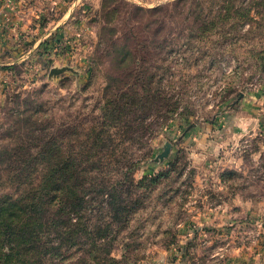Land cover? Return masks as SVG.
<instances>
[{
	"label": "rangeland",
	"instance_id": "1",
	"mask_svg": "<svg viewBox=\"0 0 264 264\" xmlns=\"http://www.w3.org/2000/svg\"><path fill=\"white\" fill-rule=\"evenodd\" d=\"M67 5L65 37L0 87V175L1 152L25 165L56 133L29 188L62 159L115 187L80 211L55 204L60 253L37 264H264V0Z\"/></svg>",
	"mask_w": 264,
	"mask_h": 264
},
{
	"label": "trees",
	"instance_id": "2",
	"mask_svg": "<svg viewBox=\"0 0 264 264\" xmlns=\"http://www.w3.org/2000/svg\"><path fill=\"white\" fill-rule=\"evenodd\" d=\"M127 103L125 102L123 105H127ZM104 133V131L97 132L99 137H102L101 135ZM50 137L53 139H46L44 148L35 155H33L32 147L25 148L31 154H29L28 163L20 165L21 167L19 166V158H14L13 152L8 150L1 152L2 156L5 157L2 159L4 165L1 169H4L6 173L3 171L0 175V181L6 176L17 183L19 187H25L18 195L15 193L0 195V232L6 235L0 240L2 264H5V261H12L13 258H16L21 264H37L36 259L40 257H49L51 254L60 253L61 247L52 248L50 246L47 230L52 225L63 229L66 220L61 216L63 214L52 213L53 206L58 205V212H67L70 209L80 211L84 207L85 197L88 193H101L104 194L105 198V195L111 196V188L115 187V185L110 184L106 187L97 188L95 175L91 178L93 181L87 185L86 181L91 172L87 167L89 164L72 163L71 159H62L55 166L45 165L43 177L37 187L29 188V182L33 183L34 175L37 174L35 173L37 165L34 160L52 155L58 149L49 145V143L58 140L56 133ZM91 138L92 134L90 133L89 137L86 138L83 152L79 154H85L90 150L88 141ZM89 163L94 164L93 162ZM45 169H47L46 172ZM90 169L94 170L93 165ZM71 179L75 180L73 184H76V187L71 184ZM111 204L112 207H115L114 202ZM107 205L110 207V202ZM53 215H58V218L53 217Z\"/></svg>",
	"mask_w": 264,
	"mask_h": 264
},
{
	"label": "crops",
	"instance_id": "3",
	"mask_svg": "<svg viewBox=\"0 0 264 264\" xmlns=\"http://www.w3.org/2000/svg\"><path fill=\"white\" fill-rule=\"evenodd\" d=\"M69 1L13 0L10 4L0 0V87L9 83L8 74L13 69L29 65V58L41 55L48 40L65 37L62 26L72 17Z\"/></svg>",
	"mask_w": 264,
	"mask_h": 264
},
{
	"label": "water",
	"instance_id": "4",
	"mask_svg": "<svg viewBox=\"0 0 264 264\" xmlns=\"http://www.w3.org/2000/svg\"><path fill=\"white\" fill-rule=\"evenodd\" d=\"M60 69L58 68H52V72H59ZM62 70V69H61Z\"/></svg>",
	"mask_w": 264,
	"mask_h": 264
},
{
	"label": "built area",
	"instance_id": "5",
	"mask_svg": "<svg viewBox=\"0 0 264 264\" xmlns=\"http://www.w3.org/2000/svg\"><path fill=\"white\" fill-rule=\"evenodd\" d=\"M8 1H9L10 4H12V1H13V0H8Z\"/></svg>",
	"mask_w": 264,
	"mask_h": 264
}]
</instances>
